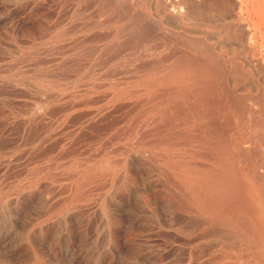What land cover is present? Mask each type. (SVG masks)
I'll use <instances>...</instances> for the list:
<instances>
[{"label":"rangeland","instance_id":"obj_1","mask_svg":"<svg viewBox=\"0 0 264 264\" xmlns=\"http://www.w3.org/2000/svg\"><path fill=\"white\" fill-rule=\"evenodd\" d=\"M262 178L264 0H0V264H263Z\"/></svg>","mask_w":264,"mask_h":264},{"label":"bare ground","instance_id":"obj_2","mask_svg":"<svg viewBox=\"0 0 264 264\" xmlns=\"http://www.w3.org/2000/svg\"><path fill=\"white\" fill-rule=\"evenodd\" d=\"M206 1H207V0H206ZM225 1H226V0H225ZM231 1H232V0H231ZM177 2H178V1H177ZM222 2H223V1H222ZM225 3H226V2H225ZM174 4H175V3H174ZM174 4H173V5H174ZM230 5H231V4H230ZM184 6H185V5H184ZM188 6H189V5H188ZM214 6H215V5H214ZM232 6H233V5H232ZM176 7H177V5H176ZM180 7H181V6H180ZM215 7H216V6H215ZM234 7H235V6H234ZM171 8H172V7H171ZM189 8H190V7H189ZM202 8H203V7H202ZM204 8H205V7H204ZM207 8H208V7H207ZM219 8H220V7H219ZM181 9H182V8H181ZM185 9H187V8H185ZM227 9H228V7H227ZM227 9H226V10H227ZM175 10H176V9H175ZM195 10H196V9H195ZM210 10H211V9H210ZM214 10H215V9H214ZM191 11H192V10H191ZM189 12H190V11H189ZM184 13H185V12H184ZM194 13H195V12H194ZM217 13H218V12H217ZM174 14H175V13H174ZM189 14H190V13H189ZM195 14H196V13H195ZM183 15H184V14H183ZM191 15H193V14L191 13ZM196 15H198V13H197ZM189 16H190V15H189ZM182 17H183V16H182ZM202 17H203V16H202ZM195 18H196V17H195ZM186 19H187V18H186ZM198 19H199V18H198ZM187 20H189V19H187ZM178 68H179V67H178ZM214 70H215V69H214ZM219 70H220V68H219ZM183 71H185V70H183ZM187 71H189V70L187 69ZM187 71H186V72H187ZM201 71H202V70H201ZM222 71H223V70H222ZM208 72H209V71H208ZM187 73H188V72H187ZM187 73H186V74H187ZM189 73H190V72H189ZM189 73H188V74H189ZM155 74H156V73H155ZM169 74H170V73H169ZM204 74H205V73H204ZM208 74H211V73H208ZM166 75H168V74H166ZM172 75H173V74H172ZM189 75H190V74H189ZM189 75H188V76H189ZM217 75H218V73H217ZM217 75H216V76H217ZM175 76H176V75H175ZM177 76H179V75H177ZM159 77H160V76H159ZM163 77H164V76H163ZM167 77H168V76H167ZM172 77H173V76H172ZM159 79H160V78H159ZM174 79H175V78H174ZM168 80H169V79H168ZM207 80H208V79H207ZM154 81H155V80H154ZM159 82H160V81H159ZM169 82H170V81H169ZM187 82H188V81H187ZM219 82H220V81H219ZM188 83H190V82H188ZM191 83H192V81H191ZM178 85H179V84H178ZM219 85H220V84H219ZM219 85H218V86H219ZM146 87H147V86H146ZM195 87H196V86H195ZM151 88H152V87H151ZM220 89H221V88H220ZM163 91H164V90H163ZM169 92H170V91H169ZM172 92H174V91H172ZM219 95H220V94H219ZM219 95H218V96H219ZM164 97H165V96H164ZM164 97H163V98H164ZM179 97H180V96H179ZM174 98H175V97H174ZM185 98H186V97H185ZM154 99H155V98H154ZM186 99H187V98H186ZM216 99H217V98H216ZM155 100H156V99H155ZM221 100H222V99H221ZM218 101L220 102L219 99H218ZM176 102H177V101H176ZM165 103H168V101L165 102ZM220 103H221V102H220ZM161 105H162V103H161ZM219 105H220V104H219ZM220 106H221V105H220ZM175 107H176V106H175ZM185 107H186V106H185ZM152 108H153V107H152ZM164 108H165V107H164ZM192 109H193V108H192ZM221 110H222V109H221ZM166 111H167V109H166ZM185 111H186V110H185ZM222 111H223V110H222ZM252 112H253V111H252ZM252 112H251V113H252ZM177 113H178V112H177ZM249 113H250V112H249ZM253 114H254V113H253ZM251 116H252V115H251ZM192 117H193V116H192ZM226 117H227V116H226ZM153 118H154V117H153ZM137 119H138V118H137ZM223 119H224V117H223ZM252 119H253V118H252ZM253 120H254V119H253ZM253 120H252L251 122H253ZM157 121H158V120H157ZM253 123H254V122H253ZM219 124H220V123H219ZM222 124H223V123H222ZM239 124L241 125V123H239ZM199 125H200V124H199ZM202 125H203V123H202ZM207 125H208V124H207ZM213 125H214V124H213ZM254 125H255V124H254ZM256 125H257V124H256ZM183 127H184V126H183ZM252 127H253V125H252ZM220 128H222V127H220ZM201 129H202V128H201ZM221 130H222V129H221ZM210 131H211V130H210ZM208 132H209V131H208ZM221 132H222V131H221ZM223 132H224V131H223ZM174 133H175V132H174ZM224 133H225V132H224ZM216 134H217V133H216ZM199 135H200V132H199ZM201 135H202V134H201ZM176 137H177V136H176ZM208 137H209V136H208ZM218 137H219V136H218ZM168 138H170V137H168ZM188 138H189V136H188ZM189 139H191V138H189ZM197 139H199V138H197ZM216 139H217V138H216ZM175 140H176V139H175ZM218 140H219V139H218ZM233 142H235V141H233ZM183 143H184V142H183ZM229 143H230V142H229ZM177 145H179V143L176 144V146H177ZM186 145H187V144H186ZM186 145H185V146H186ZM212 145H213V144H212ZM177 147H178V146H177ZM179 147H180V146H179ZM185 152H186V151H185ZM213 152H214V151H213ZM218 152H219V151H218ZM201 155H202V154H201ZM239 155H240V154H239ZM246 155H247V154H246ZM204 156H205V155H204ZM247 156H248V155H247ZM196 157H197V156H196ZM201 157H202V156H200V158H201ZM205 157H206V156H205ZM226 157H227V156H226ZM229 157H230V156H229ZM244 157H245V156H244ZM202 158H203V157H202ZM248 158H249V156H248ZM253 159H254V158H253ZM221 160H222V159H221ZM225 160H226V159H225ZM259 160H260V159H259ZM245 161H246V160H245ZM250 161H251V160H250ZM250 161H248V163H249ZM222 162H223V161H222ZM230 162H231V160H230ZM216 163H217V162H216ZM220 163H221V162H220ZM231 163H232V162H231ZM259 163H260V162H259ZM213 164H215V163H213ZM227 165H228V164H227ZM238 165H239V164H238ZM82 166H83V165H82ZM210 166H211V164H210ZM210 166H209V167H210ZM261 166H262V165H261ZM201 167H203V166H201ZM213 167H214V166H213ZM205 168H206V167H205ZM248 168H249V167H248ZM250 168H251V167H250ZM208 169H209V168H208ZM259 169H260V168H259ZM259 169H258V170H259ZM261 169H262V168H261ZM226 170H227V169H226ZM233 170H234V169H233ZM203 171H204V170H203ZM255 172H256V171H255ZM174 173H175V172H174ZM223 173H224V172H223ZM230 173H231V171H230ZM244 173H245V172H244ZM205 174H207V173H205ZM232 174H233V172H232ZM256 174H258V173H256ZM262 174H263V173H262ZM228 175H229V174H228ZM247 175H248V174H247ZM104 176H105V175H104ZM198 177H199V176H198ZM256 177H257V175H256ZM203 178H204V177H203ZM206 179H207V178H206ZM206 179H205V180H206ZM209 179H210V178H209ZM237 179H238V178H237ZM262 179H263V178H262ZM262 179H261V180H262ZM207 180H208V179H207ZM207 180H206V181H207ZM216 180H217V179H216ZM235 180H236V179L234 178V180H232V182L234 183ZM259 180H260V179H259ZM263 180H264V179H263ZM208 181H209V180H208ZM253 181L256 182L255 180H253ZM200 182H201V181H200ZM211 182H213V181H211ZM224 182H226V180H225ZM224 182H223V183H224ZM227 182H228V181H227ZM227 182H226V183H227ZM235 182H237V181H235ZM238 182H239V181H238ZM238 182H237V183H238ZM240 182H241V180H240ZM240 182H239V184H241ZM219 183H220V181H219ZM221 183H222V180H221ZM221 183H220L219 186L216 187V189H215V188L213 189V190H214L213 193H212V192H209V190H210L209 188H210V187H209L208 189H205V188H204V190H203V192H202V193H204V196H202L201 198L204 199V197H206V198H209V199L205 200V201L202 203V206H201V207L204 208V212L207 213L209 216H211L209 213H210L211 206H212V205L210 204V203H212V201H211V202L209 201V200H210V196H211V194H212V200L214 201V202H213L214 205H217V206H215V209H217V208L219 207L220 211H221L222 207L226 204V199L229 197V196H227V195H228V192L231 191V194H232V190H233V189H231V190H230V189H227V188H229V187L231 188L232 185H231V186H228V187L225 186V187H227L226 190H228V191L225 192L224 186H223ZM229 183L231 184V182H229ZM237 183H234V184H237ZM202 184H203V182H202ZM234 184H233V185H234ZM239 184H238V186L240 187L242 184H241V185H239ZM209 185H211V183H209L208 186H209ZM226 185H229V184H226ZM85 187H86V186H85ZM193 187H194V186H193ZM206 187H207V186H206ZM211 187H212V186H211ZM213 187H214V186H213ZM232 188H233V187H232ZM235 188H236V186H234V189H235ZM211 189H212V188H211ZM237 189H239V188L237 187ZM191 190H192V189H191ZM193 190H194V189H193ZM229 190H230V191H229ZM233 191L235 192V190H233ZM240 191H241V190H240ZM243 191H244V190H243ZM262 191H264V189H263ZM193 192H194V191H193ZM259 192H260V191H259ZM188 193H189V192H188ZM236 193H238V192H236ZM236 193H235V194H236ZM239 193H240V192H239ZM239 193H238V195H239ZM241 194H242V193H241ZM229 195H230V193H229ZM242 195H243V194H242ZM261 195H263V194H261ZM231 196L234 197V199H235V195L233 196V194H232ZM243 196H244V195H243ZM194 197H195V195H194ZM187 198H188V197H187ZM230 198H231V197H230ZM239 198H240V196H239ZM241 198H242V197H241ZM241 198H240V199H241ZM261 198H262V197H261ZM195 199H196V198H195ZM228 199H229V198H228ZM232 199H233V198H232ZM234 199H233V200H234ZM236 199H237V197H236ZM242 199H243V198H242ZM199 200H200V199H199ZM238 200H239V199H238ZM247 200H248V199H247ZM247 200H246V201H247ZM197 201H198V199H197ZM202 201H203V200H202ZM202 201H201V202H202ZM234 201H235V200H234ZM236 201H237V200H236ZM241 201H243V200H241ZM241 201H240V202H241ZM198 202H199V201H198ZM242 203H243V202H242ZM249 203H250V202H249ZM196 204H197V203H196ZM230 204H232V203H230ZM236 204H237V203H236ZM236 204H235V205H236ZM240 204H241V203H240ZM240 204H239V205L237 204V205L240 206ZM232 205L235 206L234 203H233ZM232 205H231V207H232ZM244 205H245V204H244ZM244 205H243V206H244ZM226 206H227V205H225V208H226ZM238 206H237V208H238ZM246 206H247V205H246ZM228 207L230 208V205H229V204H228V206H227V209H229ZM241 207H242V206H241ZM248 207H249V206H248ZM223 208H224V207H223ZM237 208L235 207V209H237ZM245 208H246V207H245ZM215 209H214V210H215ZM245 210H246V209H245ZM248 210H249V208H248ZM235 211H236V210H235ZM239 211H240V210H239ZM202 212H203V211H202ZM218 212H219V211H218ZM246 212H247V211H246ZM212 213H213V212H212ZM221 213H222V211H221ZM228 213H231V215H232V212H228ZM228 213H227V214H228ZM233 213H234V210H233ZM237 213H238V212H237ZM237 213L235 214V216H236V215H240V214H237ZM250 213H251V212H250ZM202 215H205V214H202ZM217 215H218V214H217ZM220 215H221V214H220ZM241 215H242V214H241ZM247 215H248V214H247ZM228 216H229V215H228ZM230 217H231V216H230ZM232 217H234V216H232ZM205 218H206V217H205ZM209 218H210V217H209ZM211 218H212V217H211ZM215 218H216V216H215ZM222 218H223V217H222ZM213 219H214V218H213ZM219 219H220V218H219ZM241 219L243 220V218H241ZM202 221H203V220H202ZM206 221H207V220H206ZM219 221H220V220H219ZM222 221H223V220H222ZM224 221H225V220H224ZM239 221H240V220H239ZM221 223H222V222H221ZM224 223H225V222H224ZM228 223H229V222H228ZM233 224H234V222H233ZM248 224H249V223H248ZM202 225H203V223H202ZM230 225H232V224H230ZM236 225H238V223L235 224V226H236ZM252 225H253V224H252ZM228 226H229V225H228ZM241 226H242V225H241ZM241 226H239V228H240ZM253 226H259V225L257 224V225H253ZM261 226H262V224L260 225V227H261ZM263 226H264V225H263ZM215 227H216V226H215ZM242 227H243V226H242ZM245 227H246V225H245L242 229H244ZM217 228H218V226H217ZM225 228H226V227H225ZM235 228H236V227H235ZM255 228H256V231H257V227H255ZM258 228H259V227H258ZM262 228L264 229V227H262ZM210 229H212V228H210ZM237 229H238V226H237ZM248 229H249V228H248ZM253 229H254V227H253ZM259 229H260V232H261V231H262L261 228H259ZM259 229H258V231H259ZM235 230H236V229H235ZM238 230H239V229H238ZM208 231H209V230H208ZM221 231H222V230H221ZM236 231H237V230H236ZM248 231H249V230H248ZM211 232H212V231H211ZM216 232H217V231H216ZM244 232H245V231H244ZM249 232H250V231H249ZM260 232H257V233H258V235H257L258 238L261 237V236L259 235ZM263 232H264V230H263ZM263 232L261 233V235L264 234ZM225 233H226V232H225ZM241 233H242V232H241ZM255 233H256V232H255ZM205 234H206V233H205ZM205 234H204V235H205ZM211 234H212V233H211ZM216 234H217V233H216ZM227 234H228V233H227ZM229 234H230V233H229ZM235 234H236V233H235ZM245 234H246V233H245ZM249 234H250V233H249ZM207 235H208V234H207ZM220 235H221V234H220ZM251 236H252V234H250V237H251ZM212 237H213V236H212ZM217 237H218V236H217ZM232 237H233V236H232ZM262 237H264V236H262ZM226 238H227V237H226ZM226 238H225V239H226ZM251 238H252V237H251ZM254 238H256V235H255ZM254 238H253V239H254ZM218 239H219V238H218ZM248 239H249V238H248ZM260 239H261V238H260ZM219 240H220V239H219ZM262 240H264V239L262 238ZM262 240H261V242H260V243H261V246H262ZM214 241H215V240H214ZM243 241H245V240H243ZM255 241L259 243V240H258V241L255 240ZM217 243H219V242H217ZM229 243H230V242H229ZM245 243H246V241H245ZM260 243H259V244H260ZM207 244H209V243H207ZM231 244H232V243H231ZM246 244H247V243H246ZM252 244H253V243H252ZM263 244H264V242H263ZM213 245H214V244H213ZM201 246H202V245H201ZM205 246H206V245H205ZM263 246H264V245H263ZM203 247H204V246H203ZM206 247H207V246H206ZM208 247H209V246H208ZM234 247H235V245H234ZM256 247H257V246H256ZM225 248H226V247H225ZM202 249H203V248H202ZM207 249H208V248H207ZM223 249H224V248H223ZM228 249H229V248H228ZM250 249H251V247H250ZM262 249H263V248H262ZM205 250H206V249H205ZM205 250H204V251H205ZM209 250H210V248H209ZM225 250H226V249H225ZM237 250H238V249H237ZM242 250H243V249H242ZM221 251H222V249H221ZM228 251H230V249H229ZM244 251H245V250H243V252H244ZM247 251H248V250H247ZM263 251H264V250H263ZM201 252H202V251H201ZM206 252H207V251H206ZM225 252H227V250H226ZM235 252H236V251H235ZM252 252H253V251H252ZM203 253H204V252H203ZM231 253H232V252H231ZM231 253H230V254H231ZM238 253H239V251H238ZM244 253H245V252H244ZM244 253H242V254H244ZM247 253L249 254L250 252H247ZM208 254H209V252H208ZM205 255H206V254H205ZM218 255H220V254H218ZM222 255H223V254H222ZM225 255H227V254H225ZM225 255H224V256H225ZM232 255H233V254H231V256H232ZM234 255L237 256L238 254H237V255L234 254ZM249 255H250V254H249ZM235 256H234V257H235ZM243 256H244V255H243ZM259 256H260V255H259ZM220 257H222V256L220 255ZM234 257H233V258H234ZM244 257H245V256H244ZM246 257H247V256H246ZM248 257H249V256H248ZM250 257H251V256H250ZM253 257H254V256H253ZM253 257H252V258H253ZM235 258H236V257H235ZM241 258H242V256H241ZM246 259H247V258H246ZM255 259H256V258H254V260H255ZM208 260H209V259H208ZM215 260H216V259H215ZM257 260H258V259H257ZM261 260H262V259H261ZM241 262H242V261H241ZM256 262H257V261H256ZM250 263H251V262H250ZM213 264H214V263H213ZM258 264H259V263H258ZM263 264H264V263H263Z\"/></svg>","mask_w":264,"mask_h":264}]
</instances>
